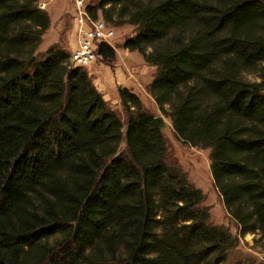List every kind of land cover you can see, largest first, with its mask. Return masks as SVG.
I'll return each mask as SVG.
<instances>
[{"label":"trees","instance_id":"obj_1","mask_svg":"<svg viewBox=\"0 0 264 264\" xmlns=\"http://www.w3.org/2000/svg\"><path fill=\"white\" fill-rule=\"evenodd\" d=\"M92 2L133 26L122 47L155 67V105L209 148L226 212L264 249V0ZM48 26L38 0H0V264H223L238 237L168 163L153 114L119 88L123 129L67 51L37 52Z\"/></svg>","mask_w":264,"mask_h":264},{"label":"rangeland","instance_id":"obj_2","mask_svg":"<svg viewBox=\"0 0 264 264\" xmlns=\"http://www.w3.org/2000/svg\"><path fill=\"white\" fill-rule=\"evenodd\" d=\"M73 1L38 0L39 8L45 10L49 16V26L43 33L37 49L40 54L50 46H57L70 53L77 44ZM85 3L88 6L95 5L92 0H85ZM97 11L101 13L100 10ZM100 13L99 16L103 17ZM133 29L131 25L115 27V36L109 44L115 51L113 58L105 60L100 56L94 64L88 65L84 69L88 72L93 85L101 93L103 99L120 113L123 129H125V112L118 96V89L123 87L136 93L154 118L161 116L163 121L169 125L163 131L167 145L168 163L176 164L185 173L187 179L202 191L204 198L201 205L208 209L210 222L224 226L232 235L238 237L236 246L228 250L227 258L223 264H264L263 246L254 242V234L246 233L240 236L236 223L224 208L211 177L209 148L184 143L177 137L170 118L158 110L154 99L147 91L155 67L146 63L138 52L122 47L125 39L133 34ZM165 108L167 109V106ZM124 146V140H122L121 147Z\"/></svg>","mask_w":264,"mask_h":264},{"label":"built area","instance_id":"obj_3","mask_svg":"<svg viewBox=\"0 0 264 264\" xmlns=\"http://www.w3.org/2000/svg\"><path fill=\"white\" fill-rule=\"evenodd\" d=\"M73 4L77 44L71 49L68 60L75 67L87 68L100 58L101 45L110 44L115 36V27L100 17V12L92 15L85 0H74Z\"/></svg>","mask_w":264,"mask_h":264},{"label":"water","instance_id":"obj_4","mask_svg":"<svg viewBox=\"0 0 264 264\" xmlns=\"http://www.w3.org/2000/svg\"><path fill=\"white\" fill-rule=\"evenodd\" d=\"M154 119H155V121H156V123H157V125H158V127H159V129H160L161 131H164L165 128H168L169 125L166 124V123L163 121V119H162L161 116H157V117H155Z\"/></svg>","mask_w":264,"mask_h":264}]
</instances>
